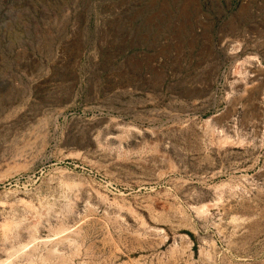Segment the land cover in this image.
<instances>
[{
  "label": "rangeland",
  "instance_id": "rangeland-1",
  "mask_svg": "<svg viewBox=\"0 0 264 264\" xmlns=\"http://www.w3.org/2000/svg\"><path fill=\"white\" fill-rule=\"evenodd\" d=\"M0 264H264V0H0Z\"/></svg>",
  "mask_w": 264,
  "mask_h": 264
}]
</instances>
